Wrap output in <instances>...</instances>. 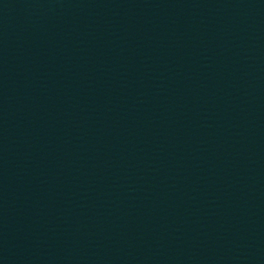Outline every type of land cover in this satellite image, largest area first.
Masks as SVG:
<instances>
[{"label": "water", "instance_id": "95a60500", "mask_svg": "<svg viewBox=\"0 0 264 264\" xmlns=\"http://www.w3.org/2000/svg\"><path fill=\"white\" fill-rule=\"evenodd\" d=\"M0 264H264V0H0Z\"/></svg>", "mask_w": 264, "mask_h": 264}]
</instances>
